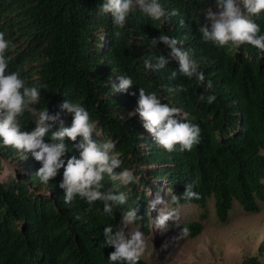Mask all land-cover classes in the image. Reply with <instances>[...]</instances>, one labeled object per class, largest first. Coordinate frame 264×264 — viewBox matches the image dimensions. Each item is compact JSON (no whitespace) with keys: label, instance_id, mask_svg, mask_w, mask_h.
Here are the masks:
<instances>
[{"label":"trees","instance_id":"1","mask_svg":"<svg viewBox=\"0 0 264 264\" xmlns=\"http://www.w3.org/2000/svg\"><path fill=\"white\" fill-rule=\"evenodd\" d=\"M100 3L102 0H0V30L15 45L6 53L11 56L9 69H19L30 85H46L36 107L48 106L55 112L66 98L83 103L102 132L99 138L117 140L116 149L130 155L139 167L152 166L140 168L143 183L166 179L172 195L195 181L199 199L182 198L180 202L205 209L214 197L222 221L228 219L235 201L246 211H260L264 202V51L250 44L217 46L201 39L199 24L206 22L202 11L216 7L214 0H161L168 11L178 9L179 14L167 21L152 20L137 10L123 28L112 25L110 12H100ZM252 18L264 32V10ZM162 33L185 41L184 47L199 60L206 80L213 81L215 102L199 99L202 86L181 74L176 60L158 71L144 69L145 56L169 51L163 42L150 45L151 37ZM173 70L177 76L170 78ZM122 74L132 76L137 85L129 93L135 89L137 95L113 93L112 83H118ZM180 84L187 90L176 91ZM140 86L157 91L200 123V143L191 151H180L177 145L172 152L157 145L139 114L129 115L137 106ZM23 119L28 130L35 127L30 114ZM64 119L70 125L71 114L65 113ZM55 130L50 129L45 139ZM0 155L25 164L20 179H0V264H109L114 247H103V228L118 223L127 207L138 206L136 223H142L145 231L150 229L153 215L143 191L127 194V204L114 208L113 217L101 215L97 211L103 207L100 201L91 210L79 196L64 202V190L58 185L63 169L43 184L35 175L41 163L30 154L22 158L23 153L0 143ZM111 183L106 177L105 184ZM120 190L125 191L123 186ZM187 226L195 235L203 223L190 221ZM263 252L261 244L259 254L249 256L243 264H264ZM138 264L152 263L141 257Z\"/></svg>","mask_w":264,"mask_h":264},{"label":"clouds","instance_id":"2","mask_svg":"<svg viewBox=\"0 0 264 264\" xmlns=\"http://www.w3.org/2000/svg\"><path fill=\"white\" fill-rule=\"evenodd\" d=\"M216 9L208 7L202 12L206 22L199 24L201 39L217 46L231 44L239 47L250 44L264 51V32L253 16H259L264 10V0H214ZM101 13H111L114 27L123 28L130 16L139 10L152 20H169L179 14L178 9L168 11L161 0H102L98 5ZM185 23L184 19L180 24ZM163 42L169 49L167 55H149L143 58L146 71H158L166 68L171 60L179 62V72L189 79H194L203 88L199 99L207 104L217 100L214 84L206 80L205 72L200 62L190 50L184 47L185 41L176 36L159 34L152 36L150 45L157 47ZM14 42L0 30V143L11 146L27 158L30 154L41 163L35 175L43 184L60 174L62 178L58 185L64 190V202L71 203L77 196L83 199L91 210L95 202L103 204L101 215L114 216V208L126 205L128 195L121 191V186L130 183L140 185V177L134 168H121L123 163L121 153L116 149L117 140L99 138L97 122L91 119L88 108L79 102L68 98L58 104V110L50 111L48 106L38 108L43 84H29L19 69H9L11 56L6 53L14 48ZM173 70L170 78H175ZM118 83L113 82V93H129L133 85H137L131 75H119ZM186 91L183 84L177 85L176 91ZM207 93V95H205ZM130 95H137L133 89ZM30 114L35 121V127L28 130L25 127L24 116ZM65 113L71 114L70 125L64 119ZM139 114V119L153 138V141L172 152L177 145L180 151H191L199 144L202 136L200 123L189 118V113L182 108L166 102L157 91L139 87L136 108L129 115ZM51 131L49 139L45 136ZM79 137V140H78ZM71 141V142H70ZM74 142V143H72ZM72 152V155H68ZM78 152V155L76 154ZM119 168V170H117ZM16 174V169L12 170ZM112 183L105 184V178ZM264 183V178H261ZM195 181L186 184L180 194H172L171 201L179 206L180 200L199 199L200 193L194 190ZM165 205L164 198L157 194L150 201L151 210L157 211L158 205ZM138 206L127 207L121 211L118 223L106 224L103 228V247L113 246L109 253V264H138L147 243L145 233L139 226L133 227L137 220ZM179 219L178 208L165 210L160 208L153 218V226L161 232L169 229V221ZM189 228L184 226L179 236H186ZM178 236V237H179Z\"/></svg>","mask_w":264,"mask_h":264},{"label":"rangeland","instance_id":"3","mask_svg":"<svg viewBox=\"0 0 264 264\" xmlns=\"http://www.w3.org/2000/svg\"><path fill=\"white\" fill-rule=\"evenodd\" d=\"M209 7L216 9L214 5ZM99 132L102 135V132ZM1 159L3 166L0 170V179L3 182L14 178L20 179L25 164L11 156ZM121 159L123 161L121 168H134L141 181L139 186L132 183L122 185L127 194L143 191L148 197L149 205L157 194L165 200V205H158L157 211H152L153 217L148 231L144 230L142 223L133 224V227L139 226L147 238L142 255L144 259L152 264H243L249 256L259 254L260 245H264V202L261 203L260 211L251 212L246 211L238 201H235L228 219L222 221L217 215L214 197L209 198L205 209L193 202H180L177 206L171 201L172 190L166 179L157 178L154 184L143 183L141 180L140 168L148 170L151 165L148 167L143 164L139 167L130 155L125 156L123 153ZM13 169H16L15 175L12 174ZM160 208L165 210L178 208L179 211V219L169 221V229L164 232L156 230L153 226V218ZM202 213L206 216L203 217ZM196 220L203 223L201 231L194 235L189 229L188 235L179 236L181 229L187 226L188 222ZM260 258L264 260V252Z\"/></svg>","mask_w":264,"mask_h":264}]
</instances>
